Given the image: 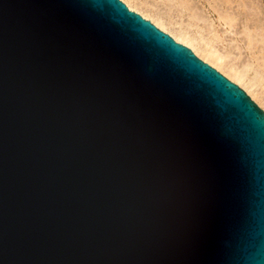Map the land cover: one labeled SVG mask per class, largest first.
I'll return each mask as SVG.
<instances>
[{"label": "water", "instance_id": "1", "mask_svg": "<svg viewBox=\"0 0 264 264\" xmlns=\"http://www.w3.org/2000/svg\"><path fill=\"white\" fill-rule=\"evenodd\" d=\"M0 264H264V112L121 0H0Z\"/></svg>", "mask_w": 264, "mask_h": 264}, {"label": "bare ground", "instance_id": "2", "mask_svg": "<svg viewBox=\"0 0 264 264\" xmlns=\"http://www.w3.org/2000/svg\"><path fill=\"white\" fill-rule=\"evenodd\" d=\"M123 2L129 10L152 21L176 42L191 48L202 61L208 62L223 76L243 87L264 106V17L261 19V14H258L262 8L257 14L253 12L259 16H251L252 13L246 12L245 8L248 7H244L242 1L240 4L244 12L234 6L237 2L232 4L230 0ZM211 13L216 16L215 19L210 16ZM217 25L223 27L221 33L216 29Z\"/></svg>", "mask_w": 264, "mask_h": 264}, {"label": "rangeland", "instance_id": "3", "mask_svg": "<svg viewBox=\"0 0 264 264\" xmlns=\"http://www.w3.org/2000/svg\"><path fill=\"white\" fill-rule=\"evenodd\" d=\"M121 1L123 2V0H121ZM230 1H232V2H231L232 4H234V2H237V0H230ZM241 1H242V2H241ZM240 2H241V4L244 5V7H248V8H245V9H246V12H249V13H252V14H253L254 11H255L254 13L257 14V13L261 10V8H262V11H260V12L258 13L259 15L261 14L260 16H259V15H255V14H253V15L251 14V16H254V15H255V16H259V18L261 17V19H263L264 16H262V15H264V10H263V9H264V0H260V1L257 0V2H255V0H240ZM240 2L238 1L237 3L234 4V6H236V8L238 7L239 11H241V12L243 11V12H244L245 10H244V8H243V5L240 4ZM244 2H245V3L247 2L248 5L245 4ZM251 2H252V3H251ZM258 2H259L262 6H260ZM123 3H125V2H123ZM238 3H239L241 6H240V5H239V6L236 5V4H238ZM253 4H254V5H253ZM255 5H257V6H255ZM258 6H259V7H258ZM127 7H128V6H127ZM249 7H251V8H249ZM242 8H243V9H242ZM254 8L257 9V11H256ZM240 9H241V10H240ZM251 9H253V10H251ZM130 10H131V9H130ZM249 10L252 11V12H250ZM137 13H138V12H137ZM140 15H141V14H140ZM141 16H142V15H141ZM210 16H211L212 18H214V19H215V17H216V16H215L214 14H212V13H211ZM145 19H146V18H145ZM148 20H149V19H148ZM151 22H152V21H151ZM152 23H153V22H152ZM216 23H217V21H216ZM154 25H155V24H154ZM155 26H156V25H155ZM218 27H219V29H218ZM221 27H222V26H220V25H219V26H218V25L216 26V29L219 30L220 33H221V29L223 30V27H222V28H221ZM159 29H160V28H159ZM162 31H163V30H162ZM164 32H165V31H164ZM166 33H167V32H166ZM170 36H171V35H170ZM177 42H178V41H177ZM219 44H221V43H219ZM221 45H222V44H221ZM185 46H186V45H185ZM187 47H188V46H187ZM190 49H191V48H190ZM191 50H192V49H191ZM192 51H193V50H192ZM234 53L236 54V53H237V50H236V52H234ZM194 54H195V53H194ZM195 55H196V54H195ZM196 56H197V55H196ZM197 57H199V56H197ZM199 58H200V57H199ZM200 59H201V58H200ZM201 60H202V59H201ZM203 61H204V60H203ZM204 62H206V61H204ZM206 63H208V62H206ZM208 64H209V63H208ZM209 65L212 66L211 64H209ZM212 67L215 68L214 66H212ZM215 69H216V68H215ZM216 70H217V69H216ZM217 71H219V70H217ZM219 72H220V71H219ZM220 73H221V72H220ZM221 74H223V73H221ZM224 76H225V75H224ZM225 77H227V76H225ZM227 78H228V77H227ZM228 79H229V78H228ZM229 80H231V79H229ZM232 82H234V81H232ZM234 83H235V82H234ZM236 84H237V83H236ZM237 85H238V84H237ZM238 86H239L240 88H242V89L245 91V93L250 97V99L253 100V101L256 103V105H257L259 108H261V109L263 110V112H264V108H263L264 106H263L262 104H259V102H258L255 98L251 97V94L249 95V93H248L243 87H241L240 85H238ZM261 105H262V106H261Z\"/></svg>", "mask_w": 264, "mask_h": 264}]
</instances>
